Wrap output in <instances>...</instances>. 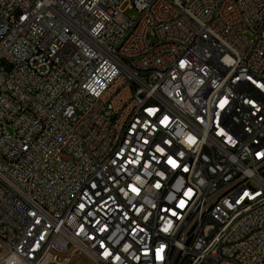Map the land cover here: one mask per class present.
I'll return each mask as SVG.
<instances>
[{
    "label": "built area",
    "instance_id": "1",
    "mask_svg": "<svg viewBox=\"0 0 264 264\" xmlns=\"http://www.w3.org/2000/svg\"><path fill=\"white\" fill-rule=\"evenodd\" d=\"M132 1L0 0V264H264V0Z\"/></svg>",
    "mask_w": 264,
    "mask_h": 264
},
{
    "label": "rangeland",
    "instance_id": "2",
    "mask_svg": "<svg viewBox=\"0 0 264 264\" xmlns=\"http://www.w3.org/2000/svg\"><path fill=\"white\" fill-rule=\"evenodd\" d=\"M133 1L130 0V3H127L124 7L125 9V14L129 18H136L138 16L137 10L133 8H129L132 5ZM1 254V253H0ZM51 264V263H48ZM69 264H96L92 260H90L86 255H84L81 252H77L73 254L70 258ZM207 264H212L211 262H208Z\"/></svg>",
    "mask_w": 264,
    "mask_h": 264
},
{
    "label": "bare ground",
    "instance_id": "3",
    "mask_svg": "<svg viewBox=\"0 0 264 264\" xmlns=\"http://www.w3.org/2000/svg\"><path fill=\"white\" fill-rule=\"evenodd\" d=\"M62 25H69V18H62ZM210 233H217V225H210Z\"/></svg>",
    "mask_w": 264,
    "mask_h": 264
}]
</instances>
